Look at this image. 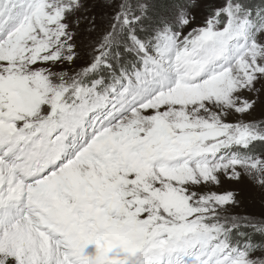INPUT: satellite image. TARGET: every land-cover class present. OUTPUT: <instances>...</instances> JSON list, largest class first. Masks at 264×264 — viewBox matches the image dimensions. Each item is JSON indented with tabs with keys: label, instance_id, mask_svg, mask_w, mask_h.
I'll use <instances>...</instances> for the list:
<instances>
[{
	"label": "snow or ice",
	"instance_id": "6c2138e0",
	"mask_svg": "<svg viewBox=\"0 0 264 264\" xmlns=\"http://www.w3.org/2000/svg\"><path fill=\"white\" fill-rule=\"evenodd\" d=\"M98 2L0 0V264H264V0Z\"/></svg>",
	"mask_w": 264,
	"mask_h": 264
},
{
	"label": "rangeland",
	"instance_id": "374dc122",
	"mask_svg": "<svg viewBox=\"0 0 264 264\" xmlns=\"http://www.w3.org/2000/svg\"><path fill=\"white\" fill-rule=\"evenodd\" d=\"M223 3L224 0H201L200 7L197 8L194 13L197 23L199 24L203 22L211 7H219ZM253 3L258 5L260 0H253ZM88 4L90 12L95 14L98 18L97 22L99 24L100 31H103L107 27L106 17L111 15L112 10L105 8L101 3L98 2V0H88ZM80 39L83 41L84 37L81 36ZM89 59V56L83 55L82 58L78 60L72 67L79 70V68L83 66ZM261 99L264 100V94H262ZM252 118L257 120L264 118V104L256 109ZM229 119L234 121L236 118L230 117ZM214 190L218 193L230 190L238 192L241 205L235 209V213L247 215L257 220L264 219V190L254 186L247 177L243 178L240 182H234L225 179L222 186L215 187Z\"/></svg>",
	"mask_w": 264,
	"mask_h": 264
},
{
	"label": "trees",
	"instance_id": "16d2710c",
	"mask_svg": "<svg viewBox=\"0 0 264 264\" xmlns=\"http://www.w3.org/2000/svg\"><path fill=\"white\" fill-rule=\"evenodd\" d=\"M251 2L253 3V0H251Z\"/></svg>",
	"mask_w": 264,
	"mask_h": 264
},
{
	"label": "bare ground",
	"instance_id": "6f19581e",
	"mask_svg": "<svg viewBox=\"0 0 264 264\" xmlns=\"http://www.w3.org/2000/svg\"><path fill=\"white\" fill-rule=\"evenodd\" d=\"M101 8V7H100Z\"/></svg>",
	"mask_w": 264,
	"mask_h": 264
}]
</instances>
